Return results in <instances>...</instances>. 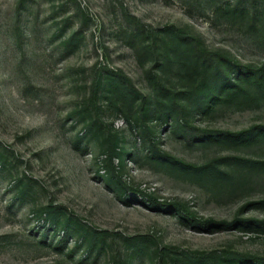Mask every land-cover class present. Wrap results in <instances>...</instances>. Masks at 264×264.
Wrapping results in <instances>:
<instances>
[{
    "label": "rangeland",
    "instance_id": "374dc122",
    "mask_svg": "<svg viewBox=\"0 0 264 264\" xmlns=\"http://www.w3.org/2000/svg\"><path fill=\"white\" fill-rule=\"evenodd\" d=\"M0 264H264V0H0Z\"/></svg>",
    "mask_w": 264,
    "mask_h": 264
}]
</instances>
